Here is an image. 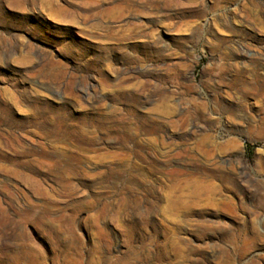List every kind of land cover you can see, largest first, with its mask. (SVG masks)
I'll use <instances>...</instances> for the list:
<instances>
[{
  "label": "rangeland",
  "instance_id": "rangeland-1",
  "mask_svg": "<svg viewBox=\"0 0 264 264\" xmlns=\"http://www.w3.org/2000/svg\"><path fill=\"white\" fill-rule=\"evenodd\" d=\"M15 263L264 264V0H0Z\"/></svg>",
  "mask_w": 264,
  "mask_h": 264
},
{
  "label": "bare ground",
  "instance_id": "bare-ground-1",
  "mask_svg": "<svg viewBox=\"0 0 264 264\" xmlns=\"http://www.w3.org/2000/svg\"><path fill=\"white\" fill-rule=\"evenodd\" d=\"M18 262V261H17ZM16 264V263H15Z\"/></svg>",
  "mask_w": 264,
  "mask_h": 264
}]
</instances>
